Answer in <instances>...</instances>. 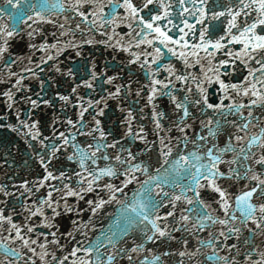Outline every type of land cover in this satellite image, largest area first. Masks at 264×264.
Returning <instances> with one entry per match:
<instances>
[{"label":"snow or ice","instance_id":"1","mask_svg":"<svg viewBox=\"0 0 264 264\" xmlns=\"http://www.w3.org/2000/svg\"><path fill=\"white\" fill-rule=\"evenodd\" d=\"M173 2L177 5L180 25H173L170 18ZM6 3L12 6L7 15L17 22L35 17L36 22L56 24L51 17L70 10L81 18L80 23L75 24V29L81 32L99 31L105 25L112 29L126 25V34L106 31L103 35L108 40L100 42L129 52V63L148 66L147 101L152 104L157 96H167L171 117L153 107L152 123L158 137L156 166L139 158L152 149L153 144L146 141L145 135L133 131L131 120L134 116L130 108L124 121L127 131L120 139L131 137L133 141H144L146 147L141 153H133L130 148L120 146L117 139L109 143L107 138L112 134L97 118L107 107L106 103L100 107L105 98H88L77 93L81 86L89 90L94 88L98 74L93 64L88 78L72 87L74 99L55 94L63 102L62 109L69 105L77 108L75 119L64 117L60 121L63 130L54 119L50 125L51 136L42 137L37 122L20 121L28 129L25 135L38 141L39 150L31 143L28 147L33 149L32 155L43 172L35 180H20L18 186L16 182L11 186L0 183V264H69L70 257V264H114L122 253L129 264H137L133 254L138 258L145 252L148 254L139 264H160V256L151 255L149 259L152 249H146L142 242L137 243V238L153 244L165 243L177 240L173 235L177 232L187 233V238L181 236L180 248L173 249L171 254L187 257L192 264H200L198 257L201 255L212 264H241L237 257H241L244 264H264V246H253L257 235L264 236V123H253L257 119L264 122V0H228L227 3L212 0L211 5L209 0H141L140 3L134 0H25L27 11L20 7V0H6ZM154 4L157 5L155 9L149 7ZM144 10L148 12L147 18L142 14ZM62 18L69 20L67 16ZM168 25H173L178 34H169ZM59 28L64 30L65 25L61 23ZM34 32H29L28 36L32 37ZM71 33L73 29L68 28L60 34L68 36ZM16 34V27L0 24V61L8 70V81L16 78L12 88L0 92L10 108L24 80L11 70L16 59H20H12L9 53V39ZM93 42L92 39L75 41L73 35L64 42L30 43L29 48H38L43 55L39 61L27 58L35 71L32 67H23L20 71L38 78V73L43 72L40 65L55 59L66 47L80 56L79 44ZM141 45L150 46L152 51L141 50ZM230 45L236 46L234 50ZM163 49L182 62L183 68L177 69L171 61L164 64ZM5 54L9 55L8 60H4ZM161 69L167 73L162 79L157 78ZM191 69L196 70L195 74ZM55 71L60 72L61 68L56 67ZM76 71L67 68L63 74L75 77ZM115 80V76L109 75L101 85H113V91L103 89L111 98L119 97L122 87L127 89V85L116 84ZM177 82L179 95L173 92ZM44 83L40 81L41 91ZM213 83L219 93L215 101L209 96V86ZM37 98L40 99L39 95ZM23 99L33 108L37 107L36 99L28 96ZM225 100L229 103H224ZM40 103L50 105L53 99H40ZM254 109H259V117L253 115ZM197 112L204 118L198 119ZM229 116L236 118L229 120ZM165 120L167 125L162 123ZM197 120L203 134L191 132L192 122ZM250 126L257 131L250 132ZM8 127L16 130L13 125ZM173 130L178 135L168 134ZM139 132H144L143 127ZM77 137L82 139L78 141ZM218 137L222 138L221 142H217ZM45 140L50 142L46 144ZM61 154L75 167L49 170L51 162ZM138 174L145 179L139 180ZM241 181L244 183L237 189ZM132 182L139 187L129 201L124 189ZM42 188L45 189L43 193ZM97 188L105 192L107 199L98 196L85 200V196ZM69 198H73L71 202ZM81 200L93 214L106 204L120 205L117 213L112 214L116 219L109 225L108 232L100 234L103 240L98 237L87 242L86 247L75 242L73 232H80L87 224L72 220V230L59 235L57 226L58 217L83 211L76 203ZM161 209L165 210L161 212ZM14 216L22 219L16 220ZM244 230L248 237L242 239ZM134 232H138L139 237L132 238L131 246L125 248L121 241ZM62 238L74 242L67 254H63ZM230 240L235 242L229 243ZM190 241L193 242L191 246ZM105 244L111 250L106 249L102 255L100 248ZM208 249H211L210 254ZM222 251L223 254H219ZM78 252L82 255L77 256ZM233 252L235 255L231 254ZM169 254L168 251L163 253L164 256Z\"/></svg>","mask_w":264,"mask_h":264},{"label":"water","instance_id":"2","mask_svg":"<svg viewBox=\"0 0 264 264\" xmlns=\"http://www.w3.org/2000/svg\"><path fill=\"white\" fill-rule=\"evenodd\" d=\"M31 2H35V0H31ZM136 3H140L141 0H134ZM221 3H227L228 0H220ZM209 4H212V0H209ZM25 0H20V7L24 8L25 11L27 9L24 7ZM149 7L155 9L157 5H150ZM173 15L170 17L173 20V25H180V20L178 18V9L176 3H172ZM0 9L4 11L0 12V24H8L10 26H14L17 28V34L9 39V53L11 54L12 59H16L20 57V59H16V64L13 65L12 71H16L18 76H23L24 80L21 82V90L19 92H15L14 100L15 103L10 108L8 107V103L6 98L3 95H0V183L11 186L14 182L17 183L22 179H28L30 181L35 180L36 177L40 176L43 172L42 167L39 162L32 155L33 149L28 147V144L31 143L33 148L39 150L38 141H32L29 136L25 135L28 129L24 128L20 121H26L31 124L33 121L37 122V128H39L42 137H50L51 130L50 125L54 119L57 120L58 123L64 117H71L75 119L74 113L77 111V108L74 105H69L67 108L61 107L63 104L62 101L59 100L55 94L58 92L61 95H69L70 99L75 98V94H72L71 89L75 84H78L81 79H87L88 73L91 65H95V71L97 72V80L94 81V88L89 90L81 86L77 89V93L81 96H86L88 98L99 99L103 96L105 99L102 101L100 107H104V104H107V107H104V114L102 116L98 115L102 122V127L112 135L109 136L108 142L110 143L112 139H117L119 141V145L125 148H130L133 153H141L146 145L144 141H133L131 137H127L124 140L120 139V136L123 135L127 128L125 126V119L128 115V109H132L134 119L131 120V126L134 132H137L140 135H145L146 141L148 143L153 144L152 149L147 152H143L140 159H144L152 166H156V147L158 146V137L155 135L154 125L152 123V110L153 107L157 111L165 112L166 116L171 117V105L169 103V99L167 96H157L152 104H149L147 101V93H148V84L149 77L147 73V67H141L140 63H129L130 53L124 52L121 49L109 47L106 43H101L100 41L108 40V37L103 35L104 32H115L120 34H126L128 29L126 25H119L115 29H112L110 26L105 25L100 28L99 31L93 30L91 33L81 32L75 29V24L80 23L81 18L79 16L74 15L70 10L62 13L58 16L51 17L56 20V24L51 23H43L36 22L35 17L32 20H22L15 21L9 18L7 13L12 10V6L6 3V0H0ZM106 11L108 9L106 8ZM118 12H123V9H117ZM31 14L30 12L28 13ZM145 18L148 17L147 10H144L142 13ZM69 17L68 21H65L62 17ZM224 17H221L223 20ZM190 22H193L192 18H189ZM63 23L65 25V29L68 28L73 29V33L68 36H62L60 33L61 30L59 28V24ZM99 24V22H97ZM159 23V22H158ZM166 23V21H165ZM212 23H215L213 21ZM173 25H168L169 34L177 35L178 32L176 29H173ZM83 28L84 25L82 24ZM88 27H91L89 24ZM199 27V26H197ZM39 29L38 32H34V30ZM29 32H34L32 37L28 36ZM74 35L75 41H82L85 39H92L94 42L92 44L80 43L78 46V50L81 55L76 56L75 50L71 48H65L64 51L57 56L53 60H48L46 64H41L40 67L43 69L42 73H38V78L31 77L26 72H21L20 69L23 67H32L35 71V68L32 64H29L28 57H31L34 61H39L43 52L37 49H31L28 47L30 43H35L39 45L40 43L53 44L56 41H67L72 39ZM124 39H127V36H124ZM113 43V41H109V44ZM160 46V45H158ZM162 47V46H160ZM236 46L230 45L229 48L233 49ZM147 49V51H152L150 46L141 45V50ZM135 50V49H133ZM54 51V50H53ZM162 62L167 64L171 61L177 69H182L183 64L176 57L172 56L167 52V49H163ZM223 58V57H220ZM9 55L5 54L4 60H8ZM143 60V58H141ZM151 59V58H149ZM160 61H157L159 64ZM77 66L79 70L76 71ZM61 68L60 72H56L55 68ZM151 67H155L152 65ZM67 68H72L76 71L75 77H68L64 75V70ZM8 70L3 68V61H0V92L6 91L15 84V77L11 78V82L8 81V77L6 76V72ZM195 74V69H191ZM100 74H103L102 76ZM115 76L116 84L127 85V89L121 88V94L117 98H111L107 96V92L103 91L104 88L108 89V91H113L114 87L112 84H103L101 87L103 80L107 76ZM167 73L161 69V72L157 75V78H165ZM235 80V76L233 77V81ZM40 81H44L43 91H41ZM131 81V83H129ZM159 87V86H158ZM180 88L179 82H177V88L173 90V92L179 95L178 89ZM217 86L213 83L209 86V96L210 99L214 101L217 99L219 93L216 91ZM15 91V89H13ZM139 91V95L137 92ZM53 99V103L50 105H44L40 103V99ZM31 97V99L37 100V107L33 108L30 103H27L23 97ZM245 98V102H246ZM224 103H229V101L225 100ZM91 111V109H90ZM211 110H209L210 114ZM17 113H19V118H17ZM198 119H203L198 112L195 113ZM245 115H247L245 110ZM253 115L259 117L260 111L259 109L253 110ZM86 118L88 114H85ZM236 117L229 116L228 119H234ZM239 122V121H238ZM165 125H167V121H162ZM193 128L191 132H200L203 134V131L200 129L198 120L193 121ZM253 123H264L262 121L254 120ZM8 125L15 126V131L13 128L8 127ZM64 125L60 123V130H63ZM143 127L144 132L140 133L139 129ZM228 131H234L230 126H224ZM187 131V130H186ZM250 132L257 131L256 128H249ZM163 134V133H162ZM169 135L176 136L178 133L173 130ZM241 135H243L241 133ZM81 137H77V140H81ZM90 139V138H89ZM220 137L217 138V142H221ZM50 140H45V143H49ZM111 152V150H109ZM64 167H75L74 164L67 162L65 160L64 155H59V159H54L51 162L50 169H59L63 170ZM166 167V166H165ZM9 177L11 179H9ZM138 179L143 180L145 177L142 174H138ZM114 183L116 181H113ZM51 183L56 184V181H51ZM244 181H241L236 187L239 189ZM57 187L59 185L57 184ZM139 185L136 182H132L126 186L124 191L127 193V199L130 201L133 191L138 189ZM169 190V189H165ZM45 191L44 188L41 189V193ZM39 195V194H38ZM120 199H125L122 194H117ZM103 197L107 199L105 192L99 188L96 189L95 192L89 193L85 196V200L87 199H95L97 197ZM73 198H69L70 202ZM78 207L83 209V211L78 212V214H65L61 217L57 218V226L59 228V232L71 231L72 230V220H77V222H84L87 224L86 228H82L80 232H73V236L75 238V242H79V246H87V242L95 241L98 237L103 240V237L100 234L107 233L109 225L113 223L116 217L112 214L117 213V210L120 208V205L112 202L106 204L102 209L98 210L96 214L91 213L89 210V206L84 202V200L76 202ZM11 206V203L9 204ZM165 209H161L163 212ZM20 209L17 207V212ZM14 219L20 220L21 216H14ZM171 218H169L170 220ZM171 226V225H170ZM216 227H220L217 225ZM213 233H215V228L212 229ZM83 233V234H81ZM177 237L175 241H169L165 243H161L157 241L153 244L150 241H142L138 239L139 233H132L131 237H125L121 244L128 248L131 246L132 238H137V243H144L145 248H151L152 254H149V259H151V255H159L160 256V264H178L179 261H183V264H192L187 257H179L178 255H172L173 249H179V238L181 236L187 238V233L177 232L173 233ZM201 236H204V233H200ZM248 233L244 230L242 239L247 238ZM51 239V237H49ZM235 241L230 240L229 243H233ZM61 243L65 244V250L63 254H67L71 247L73 246V241L69 239L62 238ZM193 242L190 241V246ZM260 245L264 246V236L257 235L253 246ZM239 247V245H238ZM54 250L55 247L53 246ZM111 250L110 246L105 244V247L100 248V253L103 255L105 251ZM243 252V248L240 249ZM168 251L170 254L168 256H164L163 253ZM208 253H211V249L207 250ZM224 251H227L226 249ZM57 254L60 255L61 252L57 250ZM148 253H140L138 258L137 254H133L134 259L139 264V261H142L143 256ZM219 254H223V251ZM235 255V253H231ZM82 255L81 253H77V256ZM93 258H95V253L92 254ZM238 260H241V264H244L241 257H237ZM200 264H212L211 261H206L204 256L201 255L198 257ZM71 261V257L69 258V264ZM114 264H129L126 258H124V254L117 257V260Z\"/></svg>","mask_w":264,"mask_h":264}]
</instances>
